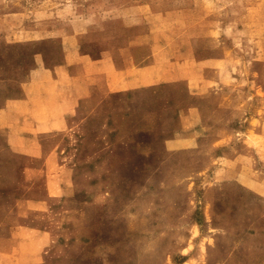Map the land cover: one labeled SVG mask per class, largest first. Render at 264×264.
Listing matches in <instances>:
<instances>
[{
  "label": "rangeland",
  "instance_id": "rangeland-1",
  "mask_svg": "<svg viewBox=\"0 0 264 264\" xmlns=\"http://www.w3.org/2000/svg\"><path fill=\"white\" fill-rule=\"evenodd\" d=\"M39 62L90 93L53 154L0 132L25 264H264V0H0V107Z\"/></svg>",
  "mask_w": 264,
  "mask_h": 264
},
{
  "label": "crops",
  "instance_id": "crops-1",
  "mask_svg": "<svg viewBox=\"0 0 264 264\" xmlns=\"http://www.w3.org/2000/svg\"><path fill=\"white\" fill-rule=\"evenodd\" d=\"M78 71L60 67L52 70L46 68L45 62H39L30 70V79L23 83L21 97L7 99L0 107V132L8 133L14 144L20 146L19 151L53 154V151L41 150L38 140L62 130L77 101L90 93L88 76ZM54 190L57 192L58 188L54 186ZM24 247L25 228L0 231V264H25Z\"/></svg>",
  "mask_w": 264,
  "mask_h": 264
}]
</instances>
